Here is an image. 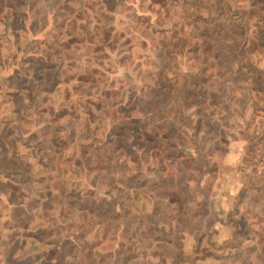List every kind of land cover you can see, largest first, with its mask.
<instances>
[{
    "label": "rangeland",
    "instance_id": "obj_1",
    "mask_svg": "<svg viewBox=\"0 0 264 264\" xmlns=\"http://www.w3.org/2000/svg\"><path fill=\"white\" fill-rule=\"evenodd\" d=\"M0 264H264V0H0Z\"/></svg>",
    "mask_w": 264,
    "mask_h": 264
}]
</instances>
